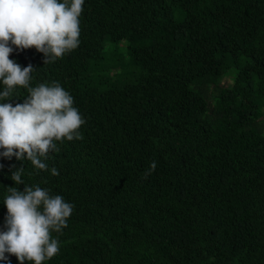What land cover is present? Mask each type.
I'll use <instances>...</instances> for the list:
<instances>
[{
    "label": "trees",
    "instance_id": "obj_1",
    "mask_svg": "<svg viewBox=\"0 0 264 264\" xmlns=\"http://www.w3.org/2000/svg\"><path fill=\"white\" fill-rule=\"evenodd\" d=\"M82 9L76 49L46 64L34 46L9 55L33 65L30 87L58 82L85 123L46 170L0 157V230L22 165L26 185L73 205L42 264H264V0ZM27 96L17 86L4 102Z\"/></svg>",
    "mask_w": 264,
    "mask_h": 264
},
{
    "label": "clouds",
    "instance_id": "obj_2",
    "mask_svg": "<svg viewBox=\"0 0 264 264\" xmlns=\"http://www.w3.org/2000/svg\"><path fill=\"white\" fill-rule=\"evenodd\" d=\"M83 4L84 0H0V84L5 86L0 90V157L27 158L36 169L46 170L41 158L57 150L55 141L83 138L78 129L85 120L69 92L55 81L30 87L33 65L22 67L9 58L14 50L34 46L46 64L76 49ZM17 86L28 91L24 102H4ZM155 167L153 161L150 169ZM22 171V165L11 171V179L23 183L24 189L10 187L3 201L7 212L5 230H0V262L11 264L8 253L20 264H42L60 251L51 233L67 227L73 205L47 189L26 185ZM50 171L58 175L57 169Z\"/></svg>",
    "mask_w": 264,
    "mask_h": 264
},
{
    "label": "rangeland",
    "instance_id": "obj_3",
    "mask_svg": "<svg viewBox=\"0 0 264 264\" xmlns=\"http://www.w3.org/2000/svg\"><path fill=\"white\" fill-rule=\"evenodd\" d=\"M113 72L116 74L117 80H120L123 77L122 71L118 69L113 70ZM222 82L225 85H228L229 83H231V79L226 75L223 74L222 76Z\"/></svg>",
    "mask_w": 264,
    "mask_h": 264
}]
</instances>
